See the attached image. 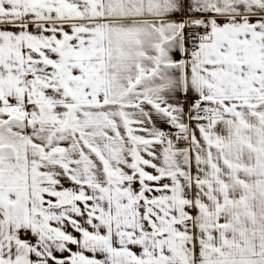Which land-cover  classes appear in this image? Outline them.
<instances>
[{
	"label": "snow or ice",
	"instance_id": "snow-or-ice-1",
	"mask_svg": "<svg viewBox=\"0 0 264 264\" xmlns=\"http://www.w3.org/2000/svg\"><path fill=\"white\" fill-rule=\"evenodd\" d=\"M0 264H264V0H0Z\"/></svg>",
	"mask_w": 264,
	"mask_h": 264
}]
</instances>
